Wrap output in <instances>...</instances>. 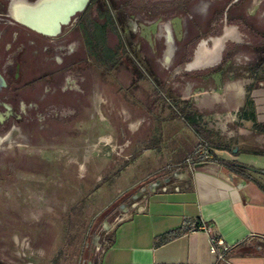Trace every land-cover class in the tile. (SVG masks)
<instances>
[{
    "label": "rangeland",
    "instance_id": "obj_1",
    "mask_svg": "<svg viewBox=\"0 0 264 264\" xmlns=\"http://www.w3.org/2000/svg\"><path fill=\"white\" fill-rule=\"evenodd\" d=\"M139 2H92V22L106 23L105 45L113 52L107 60L89 51L75 22L64 28L63 42L30 37L34 45L28 46L38 48L33 55L43 67L24 77L37 82H27L15 97L0 92V264L92 261L107 241L105 226L135 196L204 149L177 113L183 106L196 111L198 125L212 132L215 144L228 145L224 152L213 149L218 158L232 161L243 147L264 148V136L237 135L232 125L223 129L221 112L196 105L206 91L220 92L223 78L259 64L264 71V15L242 17L240 43L224 42L218 61L188 70L200 40L220 35L222 23L184 37L173 26L174 15L199 25L190 22L185 7L152 11ZM108 8L116 28L102 15ZM165 24L173 38L169 59ZM6 25V39L15 28L28 36L23 27ZM58 62L68 67L57 79L44 73ZM254 176L264 181V175Z\"/></svg>",
    "mask_w": 264,
    "mask_h": 264
},
{
    "label": "crops",
    "instance_id": "obj_2",
    "mask_svg": "<svg viewBox=\"0 0 264 264\" xmlns=\"http://www.w3.org/2000/svg\"><path fill=\"white\" fill-rule=\"evenodd\" d=\"M188 11L199 25L184 24L179 14L174 15L173 26L181 35L210 30L217 23H222V34L230 18L238 31L240 18L264 15V0H197ZM215 17L223 21L215 22ZM163 29L168 40L166 54L171 55V27L165 24ZM230 40L242 41L240 34ZM206 42L209 45V37ZM256 70L223 78L220 92L206 91L196 105L221 112L223 129L232 125L237 135L264 136V131H257L264 127V71ZM256 150L264 148L243 147L231 159L243 164L251 178L224 164L202 161L189 162L157 179L105 226L107 241L86 264H264V188L259 185L264 181L254 176L264 173L247 168L264 170V155ZM195 220L209 226L228 248L212 251L210 233L190 229Z\"/></svg>",
    "mask_w": 264,
    "mask_h": 264
},
{
    "label": "flooded vegetation",
    "instance_id": "obj_3",
    "mask_svg": "<svg viewBox=\"0 0 264 264\" xmlns=\"http://www.w3.org/2000/svg\"><path fill=\"white\" fill-rule=\"evenodd\" d=\"M13 0H0V73L3 75L6 85L0 89L2 90H9V94L13 97L17 96L18 91L20 88H24L30 81L32 83L37 82V80L33 79H26L24 76L26 75H34L38 72V69L42 68L43 66L39 67L38 63L36 62V58L33 55L34 52L37 51L38 48H34L32 46H28V44L34 45V40L30 37L37 36V37H48L53 40H57V42H63L66 33L69 29L64 30V28L70 24V26H74L75 22H78L80 28H82V37L83 42L86 45L88 36L86 30L84 29L82 23L83 22H92V18L89 12L90 6L94 0H88L84 9L77 11L73 14L68 21V23L61 25L60 30L54 35H47L43 33L36 32L27 26L19 23L10 13V5ZM29 2H35L36 0H26ZM139 4L141 3L142 9L148 10H170L176 6H183L185 9H190L193 3L197 0H139ZM208 11L211 8V5L208 4ZM105 22H107L106 17ZM189 18L191 19L190 22H195L194 15L191 13ZM245 18V17H243ZM215 22H222V18L215 17ZM240 22H242V18H240ZM6 24L11 25H19L27 30V37L21 32L20 28H15L11 33L8 39L5 38L8 29ZM242 24V23H241ZM240 26V25H239ZM226 31L231 35H234L236 40L239 38V32L237 29L232 25L225 26ZM224 29V31H225ZM224 33V32H223ZM222 33V34H223ZM221 35V34H220ZM220 35L211 36L209 37L210 44L208 45L206 39H201L198 45L205 43V47L211 48L212 47V39L218 37ZM35 38V37H33ZM229 40V39H228ZM54 42V41H53ZM49 45H44L42 47L43 50H47ZM80 51V50H79ZM171 55H165L166 59H169ZM194 58V57H193ZM58 60V58H57ZM264 60V59H262ZM192 59L189 61L191 62ZM188 62V63H189ZM261 64L257 65L255 68L258 69ZM65 67H68V63H60L58 62L57 67H51L45 70L46 75H50V77L57 79L58 73L61 72ZM194 68V67H193ZM33 80V81H32ZM4 107H6L4 105ZM9 108V107H7Z\"/></svg>",
    "mask_w": 264,
    "mask_h": 264
},
{
    "label": "bare ground",
    "instance_id": "obj_4",
    "mask_svg": "<svg viewBox=\"0 0 264 264\" xmlns=\"http://www.w3.org/2000/svg\"><path fill=\"white\" fill-rule=\"evenodd\" d=\"M51 2V5L43 6V9L49 11L48 15H43L39 17V20H44L41 22H48L51 19L52 22H57L55 26L48 24L43 28L45 34L55 32L58 28V23L68 22L69 18L73 15L76 10H79L86 0H36L35 2H29L26 0H13L10 5V13L14 19L19 23L23 24L24 22H31V18L27 12L31 6L39 2ZM46 4V3H42ZM75 14V13H74ZM40 15V14H39ZM47 18H45V17ZM43 18V19H42ZM40 28V27H39ZM168 28V27H167ZM166 29V28H165ZM170 32V31H169ZM235 40L234 35H230L226 29L223 34L212 39V47H205V43H202L197 46L195 51V56L191 62L187 63V68H198L206 65H210L218 61L221 55V51L226 40ZM168 41V40H167ZM0 139H3L0 137Z\"/></svg>",
    "mask_w": 264,
    "mask_h": 264
},
{
    "label": "trees",
    "instance_id": "obj_5",
    "mask_svg": "<svg viewBox=\"0 0 264 264\" xmlns=\"http://www.w3.org/2000/svg\"><path fill=\"white\" fill-rule=\"evenodd\" d=\"M103 16L106 17L107 23L110 26H113L116 28V24L111 16L109 8L106 9L104 13H102ZM84 29L86 30L88 40L87 45L89 47V51H91L97 59L100 61L107 60L108 53L111 52L105 45V28L106 23L104 24H98L96 22H83L82 23ZM180 116H182L187 123H189L194 132L202 139V144L204 146V149L201 152H195L196 157L191 161V163H197L202 161H215L221 164L226 165V167L234 171L236 173H240L244 175L246 178H251V176L246 171V168L243 164H239L236 161H225L223 159L218 158L215 154L213 149L214 148H220V149H228V145H219L215 144L212 141V132L206 128H200V126L197 123L198 114L196 111L187 109L184 106L180 109V111L177 112ZM257 131H264V127H258ZM206 141L210 142V144H206ZM255 153L264 155V151L256 150ZM173 170V169H170ZM262 188H264V185L259 184Z\"/></svg>",
    "mask_w": 264,
    "mask_h": 264
},
{
    "label": "water",
    "instance_id": "obj_6",
    "mask_svg": "<svg viewBox=\"0 0 264 264\" xmlns=\"http://www.w3.org/2000/svg\"><path fill=\"white\" fill-rule=\"evenodd\" d=\"M87 2H88V0H86L84 2V4L82 5V7L79 10H76L74 13L84 9V7H85ZM42 3H46V4H42ZM48 5H51V2H47V1L46 2H39V3L35 4V6H31V8L27 10V12H28V14H29V16L31 18V22H24L23 25L27 26L28 28H30V29H32V30H34L36 32L43 33V34H45L43 32V28L46 25L51 24L54 27L57 22H52L51 19L48 20V22H41V21H44V20H39V17L40 16L42 17V12H44L43 15H48L49 14V11H47V9H43V6H48ZM68 20H70V18ZM66 23H68V22H60V23H58L59 25H58V28H56L55 32L47 33V35L56 34L60 30L61 25L66 24ZM196 49H197V47H196ZM196 49L194 50V56H195ZM186 69H187V66H186ZM5 85H6V81H5L4 77H3V75L0 73V89L3 88ZM247 168L249 170H252V171H257V172L264 173V170L256 169V168H253V167H250V166H247Z\"/></svg>",
    "mask_w": 264,
    "mask_h": 264
},
{
    "label": "built area",
    "instance_id": "obj_7",
    "mask_svg": "<svg viewBox=\"0 0 264 264\" xmlns=\"http://www.w3.org/2000/svg\"><path fill=\"white\" fill-rule=\"evenodd\" d=\"M198 228H202L206 231H208L210 233V241H211V249L212 251H217L218 247L221 248V251L226 250L228 247L224 244L223 240L217 236H215L212 231L211 228L207 225H205L203 222H198V221H192L190 222V229L194 230V229H198ZM100 246H98L96 248V250H99ZM221 257V254H220Z\"/></svg>",
    "mask_w": 264,
    "mask_h": 264
}]
</instances>
